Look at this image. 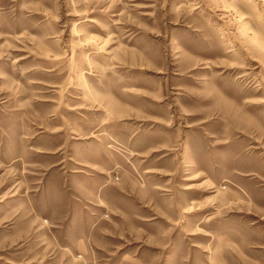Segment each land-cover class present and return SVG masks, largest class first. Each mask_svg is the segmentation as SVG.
<instances>
[{"label": "rangeland", "instance_id": "1", "mask_svg": "<svg viewBox=\"0 0 264 264\" xmlns=\"http://www.w3.org/2000/svg\"><path fill=\"white\" fill-rule=\"evenodd\" d=\"M84 178L127 258L264 264V0H0V264H86Z\"/></svg>", "mask_w": 264, "mask_h": 264}, {"label": "crops", "instance_id": "2", "mask_svg": "<svg viewBox=\"0 0 264 264\" xmlns=\"http://www.w3.org/2000/svg\"><path fill=\"white\" fill-rule=\"evenodd\" d=\"M77 181V182H76ZM70 180V185L77 196H93L98 195L100 190L102 197H100L99 204L90 203L94 208V211H99V216H90L87 213H83L84 208L80 204L75 203L74 199L68 200L64 197V190L58 188V223L62 222L66 217V213L71 211V204H76L73 211L72 217H67L64 221H68L64 225H58V241L64 246H67L71 252L73 251L83 255L86 264H176L171 260L159 261L157 259L142 260L141 256L135 255V253L127 258V255L121 254V247L110 244L107 237H111V233L117 235L121 230H126V225L130 227V233H136V224L143 222L137 217L142 218L143 216L138 213L135 209L129 210L127 205V198L124 193L118 192L116 189H111L105 183L101 185H91V179L84 178V180ZM80 199V198H79ZM81 201V200H80ZM74 202V203H72ZM102 207H101V206ZM132 205V203H131ZM112 213L109 218H104L106 211ZM85 215L84 219H81ZM70 214V213H69ZM68 214V215H69ZM146 218L145 220H147ZM64 226V227H63ZM141 228V225H139ZM135 228V229H134ZM157 233L160 235V230L157 226H154ZM108 233V234H107ZM141 234V231H138ZM165 237V235H162ZM158 258V257H157ZM189 262H179L177 264H187Z\"/></svg>", "mask_w": 264, "mask_h": 264}]
</instances>
